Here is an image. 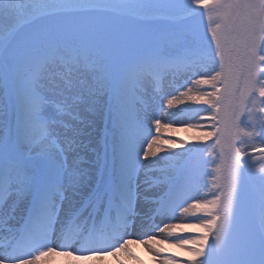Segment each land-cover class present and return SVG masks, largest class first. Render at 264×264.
<instances>
[{
    "label": "snow or ice",
    "instance_id": "obj_1",
    "mask_svg": "<svg viewBox=\"0 0 264 264\" xmlns=\"http://www.w3.org/2000/svg\"><path fill=\"white\" fill-rule=\"evenodd\" d=\"M197 17L208 21L202 38L193 29L162 42L153 30ZM56 62L69 71L50 72ZM81 64L101 73L86 88ZM173 66L190 75L166 104L129 107L132 85ZM185 117L193 129L196 117L210 121L199 140L213 143L160 135ZM254 153L264 161V0H0V201L17 196L0 264L99 260L109 232L119 236L111 254L131 259L128 245L139 243L161 264H264V166L245 184ZM177 212L191 219L174 223ZM135 232L144 235L126 238ZM163 243L188 259L163 254Z\"/></svg>",
    "mask_w": 264,
    "mask_h": 264
},
{
    "label": "rangeland",
    "instance_id": "obj_2",
    "mask_svg": "<svg viewBox=\"0 0 264 264\" xmlns=\"http://www.w3.org/2000/svg\"><path fill=\"white\" fill-rule=\"evenodd\" d=\"M201 11H202V9H201ZM207 28H208V21L206 19H203L202 20L200 17H197L195 19H188V20H178V21H176L174 23L173 22H163V21H161V22H158V23H156V24L153 25V30L156 31L162 37V42H166L167 41V38H169V37H175L178 40H182L185 37L191 38L192 30L193 29H195L197 35H199L202 38L204 36V34L207 32ZM174 31H177V32H174ZM208 39L210 40V36L208 37ZM169 50L172 51V52H176L178 49L176 47H170ZM173 67H175V66H173ZM176 68L178 69V73H179V71H181L182 73H185V74H189L190 75V72L188 71V69L186 67H176ZM79 69H81V68H79ZM163 70H167V68H164ZM178 73H175L174 75L176 76V75H178ZM55 75L56 76H60L56 72H55ZM87 77L90 78V79H92L94 77V74H89ZM167 84H170V83L167 82ZM182 84L183 83L180 82V85H182ZM155 85L156 86H155V91L154 92H157V93H154L153 92L152 93V96L155 97L156 100L160 96H161V98L163 96H167L168 99L171 98L170 96L168 97V95L170 93L174 92V91H172V90H164V89L158 90V84L155 83ZM146 86H147V84H146ZM163 87L164 86H162L161 88H163ZM201 87H203V86H201ZM204 87H206V86H204ZM147 88H148V86H147ZM172 88L176 89V88H178V86L176 84H173L172 85ZM203 90H207V89L204 88ZM203 90H201V91H203ZM191 105H192L191 102H189L187 104L188 107L191 106ZM195 106L196 105H194L193 107H195ZM204 107H206V106L204 105ZM170 111H172V110H170ZM173 111H175V110H173ZM187 119H188L187 117L184 118V120H185V123L184 124H182L180 122H176L172 126H168L169 128H167V129H170V128L173 127L172 133H177V135L176 134H171L172 136H170V138L173 141H180V142L185 143L186 145H189V142L187 143V141H193L192 136L190 134H188L187 131L183 130V127L186 126ZM196 120H197V117H196ZM201 121H199V123H202ZM99 122L100 121L98 119L97 120V124H98L97 126H99ZM204 122L207 125L210 123V121H207V120H204ZM198 130H201V129H198ZM208 130L209 129L207 127L205 131H208ZM168 136L169 135L164 134L162 137H168ZM176 151H182V149L177 148ZM246 177H248L247 174H246ZM245 184H246V187L250 190L251 187H252V184L249 181L246 182ZM199 195L200 196H204L203 193H201ZM186 219H190V217L182 216L181 213H179V215H177V219L175 221H172V222L176 223L178 220L184 221ZM154 235H155V237L157 239H161V236L163 235V232L157 231V232L154 233ZM135 237H141V236H138V234H137ZM132 238H133V233L131 234L130 239H132ZM149 246L151 247L152 245H149ZM157 247H160V246H157ZM144 249L146 251L145 254H149L147 252L146 248H144ZM153 258H154L155 261L158 259L157 257H153ZM133 260H135V262H139L137 257H136V259H133Z\"/></svg>",
    "mask_w": 264,
    "mask_h": 264
},
{
    "label": "bare ground",
    "instance_id": "obj_3",
    "mask_svg": "<svg viewBox=\"0 0 264 264\" xmlns=\"http://www.w3.org/2000/svg\"><path fill=\"white\" fill-rule=\"evenodd\" d=\"M149 81V80H147ZM93 82H91L89 80V82L87 83H84V82H81L82 86H84L85 88L91 84ZM152 83L154 84V82L152 81ZM189 87H192L190 84H189ZM183 91H188V88H185V89H181ZM144 94H148L149 92L147 91H143ZM178 94V93H177ZM193 94H195V89H193ZM132 94L130 93V96H129V99H128V102H133L134 101V98L133 96H131ZM105 98V97H104ZM106 99V98H105ZM167 96L166 97H163L161 98L160 100H156V101H161L163 104H166L167 102ZM109 101H110V98H109ZM190 102V101H189ZM188 102V103H189ZM142 103V101H141ZM187 103V104H188ZM156 106H157V103L154 101V99H152V97H149L148 99L145 100V106H142L141 107V113L147 111V110H151V111H154L156 109ZM194 105H191L189 107H193ZM180 107H183V106H180ZM147 109V110H146ZM173 110H176L175 109V106L174 108L172 109ZM200 125H202L203 123H199ZM167 128V126L165 125H162L161 127V132L163 133H168V134H176L177 133H172V130H173V127L170 128V129H165ZM181 130V129H180ZM183 130L187 131L188 134H190L193 138V142L195 141L196 143H201V141L199 140V138L203 137V134L205 131L203 130H198V129H192V128H188L187 126L183 127ZM205 183V182H203ZM202 183V184H203ZM17 200V196L15 194H13L11 196V198L8 200L7 204H6V208L7 209H10L11 205L13 204L14 201ZM184 219V218H183ZM182 219V220H183ZM188 220V219H187ZM179 222H182L181 220H178L176 223H179ZM3 229H5L4 225H2ZM145 231H148L147 229H145ZM138 234V236H143L144 235V232H135L133 233V237H135L136 235ZM181 233L179 232V230L176 231L175 235H180ZM174 238H170V237H167L166 233H163V235L161 236V240H172ZM130 246H134L136 247L138 250V252L140 254H144L146 251H145V247L144 245L142 244H139V243H134V244H130L128 245V248ZM160 248H163L164 251L166 252H176L178 255H179V259L180 260H187L188 259V256L186 254V252L182 251L181 249L179 248H176L174 246L173 243H163L161 245H159ZM0 255H6V253L4 254L2 251H0ZM152 256V255H151ZM47 257V258H46ZM45 258L41 259L40 261L37 262V264H55L54 261L55 260H58L60 257H63V256H56V255H51V256H46ZM64 258H68V257H64ZM119 259L120 257L118 255H110V256H102L99 260H93V262L91 264H114L113 262L115 261V259ZM158 259L156 261H154V264H161V259L160 257H157ZM125 263L126 264H140V263H135V262H131L130 261V258H126L125 259ZM72 264V263H71Z\"/></svg>",
    "mask_w": 264,
    "mask_h": 264
}]
</instances>
